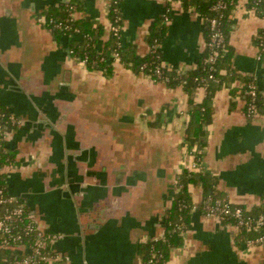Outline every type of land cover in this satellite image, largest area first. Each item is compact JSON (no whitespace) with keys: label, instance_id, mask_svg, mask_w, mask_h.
I'll list each match as a JSON object with an SVG mask.
<instances>
[{"label":"crops","instance_id":"obj_1","mask_svg":"<svg viewBox=\"0 0 264 264\" xmlns=\"http://www.w3.org/2000/svg\"><path fill=\"white\" fill-rule=\"evenodd\" d=\"M69 0H0V108L19 123L6 148V192L27 207L37 225L60 238L53 264H141L140 245L162 237L177 177L194 161L185 131L190 95L133 72L114 58L110 71L89 70L70 53L77 35L58 37L38 21ZM78 17L109 36L110 0H75ZM120 39L141 56L149 52L150 25L170 9L159 49L179 74L194 69L205 42L201 16L179 0H119ZM264 18L241 1L232 14L229 71L211 98L199 168L215 177L221 198L251 210L264 197V112L248 117L242 88L255 79L264 101V51L253 41ZM191 100V101H190ZM193 149V148H192ZM191 153V155H190ZM190 220L183 242L165 264H264V247L236 240L237 229L206 217L202 189H189Z\"/></svg>","mask_w":264,"mask_h":264},{"label":"trees","instance_id":"obj_2","mask_svg":"<svg viewBox=\"0 0 264 264\" xmlns=\"http://www.w3.org/2000/svg\"><path fill=\"white\" fill-rule=\"evenodd\" d=\"M243 2L247 9L253 7V12L258 17L264 18V9L262 2H255L254 0H179L181 6L184 9L193 7L197 10L202 18L204 30V42L209 40V36L212 33L209 20L216 19L215 30H217L223 37L222 45L219 48L220 55L213 63H204L203 59L208 56L210 49L205 46L204 51L200 58L197 60L194 69L191 71L179 74L169 67L162 66L161 71L163 77L168 78L166 83L169 87H174L176 85H181L186 92L190 95L192 92L199 87H203L199 83L198 78L205 79V96L201 103L194 104L190 102L191 109L189 111V120L187 122V127L185 131V142L188 151L193 149V158L196 164L194 168H183L177 177V191L175 192L172 200L171 207L166 210L165 218L163 221L164 232L162 237L155 240H148L147 242L140 245L139 253L143 264H146L150 259H153L152 264H165L169 259L170 252L172 249L179 247L182 242V232L186 229L190 220V209L192 206L191 197L189 189L192 186H198L202 189L204 202L208 197L211 198H221V194L216 191V179L215 177L209 175L208 173L202 171L199 168L200 158L202 156V149L205 145L204 132L205 126L210 120L211 115V98L214 92L223 86V75L221 70L224 68L229 71V61L232 56V49L229 45V35L232 28V14L234 8ZM119 0H110L108 4V19L109 25L119 24L122 26V22H116V16L120 14L118 8ZM221 5L224 7L222 8ZM75 7V19L70 24L69 30L52 29L50 32L54 37H58L61 34H66L72 37L74 34L78 38H72L69 42L71 56L79 61L84 62L83 64L89 70H101L104 73L110 71V65L108 61L112 58L113 53H117L120 63L129 67L133 72L142 73H152V70L160 66L162 59V54L160 49L158 53L160 54V59H155V55L147 53L143 56L137 54L133 46H124L121 42L120 35H113L109 31V36L104 43L101 50H98L95 46L97 38L102 33V27L100 25H95L93 21L86 17H78L77 13L79 11V4L75 0H69L66 3H61L55 6L46 8L41 16L48 20L66 22L69 17V7ZM170 17V12L168 13ZM45 28V26H43ZM77 30V32H74ZM166 33V22L164 21V16L160 19L154 21L148 30L147 42L149 45L154 43L160 45L165 37ZM257 47H261L264 43V27L260 28L253 39ZM146 65L145 69L142 66ZM212 76L209 78V76ZM154 78V76H153ZM249 82H254L255 79L248 78L242 88L244 95V110L249 102V97L245 95L247 89V84ZM256 110L257 113L261 111L264 112V101L261 100L258 87L256 85ZM191 101V100H190ZM9 113L7 110L0 108V127H5V130L11 131L14 125L8 120ZM193 148V149H192ZM14 163L13 154L6 148L5 141H0V185L5 187L6 174L3 172L4 167ZM7 193V192H6ZM8 194V193H7ZM263 202L248 210L244 206L236 204L242 207L245 213L252 216L264 215V197ZM201 206V210L203 208ZM235 205V204H234ZM25 212L29 213L26 206ZM4 212V207L0 206V216ZM221 222L229 224L235 227L232 219H222ZM27 220H18L11 223V232L13 234L22 233V241L25 245L26 250L33 248L34 236L32 234L23 233V227L25 226ZM236 228V227H235ZM237 235L236 240L246 242L248 239L255 238L257 235L264 233V227L256 229H243L236 228ZM264 247V245H263ZM26 250L22 252L16 250L13 247H0V264L13 263L17 259L21 258L23 255L28 254ZM51 249L45 247L44 252ZM155 254L152 257V254ZM33 261H37L35 258ZM35 264H43L37 262Z\"/></svg>","mask_w":264,"mask_h":264},{"label":"built area","instance_id":"obj_3","mask_svg":"<svg viewBox=\"0 0 264 264\" xmlns=\"http://www.w3.org/2000/svg\"><path fill=\"white\" fill-rule=\"evenodd\" d=\"M169 2H172L173 0H167ZM255 2H262L263 9H264V0H254ZM223 8L224 6L221 5ZM253 11V7L250 9ZM69 17L66 20V22L61 21H54V20H48L45 21V19L40 16L38 18V21L45 26V29L48 31H51L52 29H60V30H69L70 24L75 19V7L70 6L69 7ZM170 12V9L167 8L164 14V21L167 23L169 21L168 13ZM116 22H122L121 15H117L115 18ZM210 27L212 29V33L209 36V40L205 43V46L210 49V53L207 57L203 59L204 63H213L220 55L219 48L222 45L223 37L222 35L215 30L216 26V19L209 20ZM121 25L114 24L109 25V31L113 33V35H119L120 34ZM74 32H77L75 30ZM158 44L154 43L149 46V53L155 55V59H160V54L158 53L159 50ZM261 51H264V43L261 44L260 47ZM112 58L115 60L118 59L117 53L112 54ZM84 63V62H81ZM165 66L167 67L164 62L162 61L160 66L155 67L152 70V73H144L148 78L160 81L163 83L168 82L167 77H163L161 67ZM146 65L142 66V68L145 69ZM154 76V78H153ZM212 76L210 75L209 78ZM198 81L202 86H205V79L198 78ZM202 87V88H203ZM245 95L249 97V102L246 105V115L248 117H254L257 115L255 100H256V85L254 82H249L247 84V89L245 91ZM8 120L14 125L19 123V119L13 115H8ZM9 136V131L5 130V127H0V141H5ZM194 150V149H193ZM193 150L191 153L193 154ZM190 153V155H191ZM191 168L196 167V164L194 161H192ZM0 206L4 207V212L0 216V247H13L16 250L23 253L24 250H26L25 245L22 241V233L13 234L11 232V223L15 221H24L27 220L25 226L23 227V233L25 234H32L34 236V245L33 248L27 249L26 252L28 254L23 255L21 258L17 259L13 263H7V264H35L37 262L43 263V264H53L56 261H59L61 259V256L57 253H54L52 250V245L60 238L58 235H53L46 233L42 228H40L33 217L25 212V205L22 201H20L18 198L13 197L9 194H7L4 190V187L0 185ZM202 212L206 217H215L219 220L222 219H232L234 222V225L236 228H243V229H256L264 227V215H258V216H252L250 214L245 213L244 209L242 207L234 205L226 198H211L208 197L203 205ZM246 244L249 246L254 245H264V233L257 235L255 238L248 239L246 241ZM47 247L51 250L44 252L43 249ZM155 254H152V257H154ZM36 259L37 261H33V259ZM153 259H150L146 264H152Z\"/></svg>","mask_w":264,"mask_h":264},{"label":"flooded vegetation","instance_id":"obj_4","mask_svg":"<svg viewBox=\"0 0 264 264\" xmlns=\"http://www.w3.org/2000/svg\"><path fill=\"white\" fill-rule=\"evenodd\" d=\"M141 264H143L142 261H141Z\"/></svg>","mask_w":264,"mask_h":264}]
</instances>
